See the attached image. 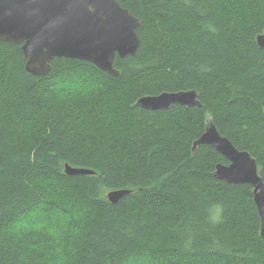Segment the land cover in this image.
I'll use <instances>...</instances> for the list:
<instances>
[{
    "label": "trees",
    "instance_id": "1",
    "mask_svg": "<svg viewBox=\"0 0 264 264\" xmlns=\"http://www.w3.org/2000/svg\"><path fill=\"white\" fill-rule=\"evenodd\" d=\"M117 1L141 21L120 77L65 58L35 77L0 41V264H264L253 187L193 151L212 121L264 181V0ZM191 90L201 107L136 106Z\"/></svg>",
    "mask_w": 264,
    "mask_h": 264
},
{
    "label": "water",
    "instance_id": "2",
    "mask_svg": "<svg viewBox=\"0 0 264 264\" xmlns=\"http://www.w3.org/2000/svg\"><path fill=\"white\" fill-rule=\"evenodd\" d=\"M140 26L141 21L117 0H0V41L22 46L26 70L35 77L48 76L52 62L62 58L88 62L120 77L115 59L136 56L141 46ZM257 44L264 50V33L257 37ZM174 105L202 106L194 90L146 96L136 104L148 111H166ZM202 145L212 147L229 162L216 166L215 178L253 187L264 240V181L256 160L222 136L212 121L193 151ZM66 174L74 177L94 172L66 165ZM130 194L129 190L111 191L107 200L115 206Z\"/></svg>",
    "mask_w": 264,
    "mask_h": 264
},
{
    "label": "rangeland",
    "instance_id": "3",
    "mask_svg": "<svg viewBox=\"0 0 264 264\" xmlns=\"http://www.w3.org/2000/svg\"><path fill=\"white\" fill-rule=\"evenodd\" d=\"M38 218H41L43 221L46 219V217H42V216H40V215L37 216V219H38Z\"/></svg>",
    "mask_w": 264,
    "mask_h": 264
},
{
    "label": "flooded vegetation",
    "instance_id": "4",
    "mask_svg": "<svg viewBox=\"0 0 264 264\" xmlns=\"http://www.w3.org/2000/svg\"><path fill=\"white\" fill-rule=\"evenodd\" d=\"M229 163V162H228ZM229 165V164H228Z\"/></svg>",
    "mask_w": 264,
    "mask_h": 264
},
{
    "label": "bare ground",
    "instance_id": "5",
    "mask_svg": "<svg viewBox=\"0 0 264 264\" xmlns=\"http://www.w3.org/2000/svg\"><path fill=\"white\" fill-rule=\"evenodd\" d=\"M138 103V102H137Z\"/></svg>",
    "mask_w": 264,
    "mask_h": 264
}]
</instances>
